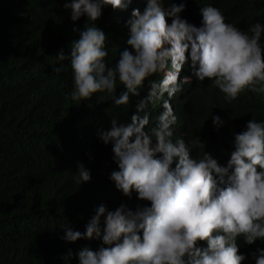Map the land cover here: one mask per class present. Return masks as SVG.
<instances>
[{"label": "clouds", "instance_id": "obj_1", "mask_svg": "<svg viewBox=\"0 0 264 264\" xmlns=\"http://www.w3.org/2000/svg\"><path fill=\"white\" fill-rule=\"evenodd\" d=\"M130 3L64 4L73 21L88 18L82 31L74 29L79 39L70 44L73 88L68 95L78 106L104 92L116 106L128 105L131 97L140 96L146 80L158 74L161 78L149 80L148 96L137 103L131 123L112 119L111 129L100 132L103 142L112 144L118 165L110 179L123 194L120 206L110 211L101 204L85 232L67 226L62 239L102 240L97 250L83 246L76 253L79 264H244L247 256L240 253L246 244L264 241V121L253 117L245 131L235 134L234 151L225 167L206 151L192 158L190 152L203 147V141L199 136L187 142L182 138L181 112L175 115L170 100L181 90L178 81L189 53L194 75L200 81L210 80L229 103L246 90L264 93V24L256 22L242 30L227 23L219 8L208 5L200 9L202 26L197 27L181 17L185 2L148 0L144 12L134 9L128 22L127 44L134 52L125 48L109 67L108 36L96 22L106 6L125 9ZM56 57L60 62L69 59L63 49ZM62 70V63L55 68L56 73ZM117 80L123 86L119 96ZM189 82L185 76L183 83ZM157 102L164 111L151 126L146 109ZM213 123L219 130L225 121L217 115ZM77 168V183L90 182L84 163L77 162ZM135 195L150 206L129 208ZM251 255L255 264H264V249ZM62 258L70 261L72 250Z\"/></svg>", "mask_w": 264, "mask_h": 264}, {"label": "trees", "instance_id": "obj_2", "mask_svg": "<svg viewBox=\"0 0 264 264\" xmlns=\"http://www.w3.org/2000/svg\"><path fill=\"white\" fill-rule=\"evenodd\" d=\"M66 2L71 0H0V264H79L76 253L83 246L97 250L102 245L96 239L66 242L63 228L85 232L98 206L106 205L110 211L120 206L123 194L110 179L118 165L112 144H105L100 132L111 129L112 119L131 123L137 103L148 96L149 80L161 78L158 74L146 80L140 96L131 97L128 105L116 106L104 92L78 106L68 95L73 88L70 44L79 39V31L74 29L82 31L88 18L73 21L71 9L64 7ZM147 2L132 0L125 9H103L96 24L108 36L105 63L109 67L118 62L125 48L134 52L127 44L128 22L134 9L144 12ZM174 2H185L181 17L197 27L202 26L200 9L208 5L219 8L227 23L242 30L256 22L264 24V0ZM61 49L69 57L63 62L56 57ZM61 63L63 70L56 73ZM185 76L189 83H183ZM178 82L181 90L170 103L176 116L181 112L184 136L179 134V138L187 142L199 136L204 146L192 150V158L206 151L226 167L235 134L245 131L253 117L264 121V93L246 90L229 103L210 80L200 81L194 75L190 53ZM122 90L117 80L115 94L119 96ZM146 111L154 126L155 117L164 109L157 102ZM217 115L225 121L219 130L213 123ZM77 162L90 170V182L77 183ZM131 200L133 210L150 206L137 195ZM69 249L73 258L66 262L62 257ZM258 249H264V241L246 244L240 253L247 256L244 264H255L251 254Z\"/></svg>", "mask_w": 264, "mask_h": 264}]
</instances>
